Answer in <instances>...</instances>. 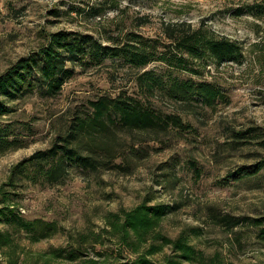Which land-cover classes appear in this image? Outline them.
Listing matches in <instances>:
<instances>
[{"label": "rangeland", "instance_id": "374dc122", "mask_svg": "<svg viewBox=\"0 0 264 264\" xmlns=\"http://www.w3.org/2000/svg\"><path fill=\"white\" fill-rule=\"evenodd\" d=\"M257 4L264 5V0H0V74L57 31L88 34L101 41L127 32L159 38L166 24L182 21L194 28L203 21L217 36L237 42L245 56L241 65L227 62L217 70L211 68L207 76L223 88L226 104L210 110L181 108L163 98L154 101L162 111L178 113L195 127L199 134L195 139L119 133L118 144L132 143L138 155L143 154L130 158L126 173L71 169L62 184L26 185L17 205L23 217L53 222L58 231L35 243L23 232L14 233L19 264H83L95 259L94 251L114 247L103 232L105 216L129 210L148 198H152L149 204L178 205L160 224V232L169 238L198 226L201 234L191 242L206 256L218 254L222 264H264V242L256 237V229L242 225L227 230L211 217L264 216V171L239 175L264 158L262 139L229 143L234 141L232 130L264 131V15L258 19L237 12ZM141 72L106 59L101 67L69 79L55 97L33 94L10 103L14 111L4 117L5 122L25 123L32 132H21V149L0 155V190L11 168L48 148L66 130L72 113L85 109L88 100L99 95L114 97L121 91L135 95L136 76ZM197 168L199 176L193 172ZM87 234L102 235L104 245H83L79 237ZM81 245L84 253L75 262L49 259L52 250Z\"/></svg>", "mask_w": 264, "mask_h": 264}, {"label": "trees", "instance_id": "16d2710c", "mask_svg": "<svg viewBox=\"0 0 264 264\" xmlns=\"http://www.w3.org/2000/svg\"><path fill=\"white\" fill-rule=\"evenodd\" d=\"M261 19L264 5L238 8ZM95 39L88 34L57 31L36 51L19 58L0 74V155L23 147L21 132L30 134L32 128L19 121L5 122L4 117L14 110L9 105L29 95L55 97L63 84L76 74L103 65L106 59L118 61L129 68L142 71L136 76V93L125 91L114 97L99 95L88 100L85 109L75 110L61 134L46 149L37 150L22 158L10 170L0 190V264H19L15 257L14 233L23 232L35 243L49 239L58 231L53 222L25 219L17 206L26 185L54 186L62 184L71 169L81 173L127 172L130 158H142L134 144H118L119 133L142 132L145 135L172 134L176 137H195L198 131L182 121L178 113H166L155 100L163 98L181 108L215 109L228 103V96L218 83L208 80L210 69L217 70L227 62L241 65L245 58L239 44L224 36H217L203 21L194 28L187 22L166 24L159 38L144 37L127 32L122 37L106 36ZM153 65L151 69H146ZM233 144L243 139H262L264 131L248 128L231 131ZM119 161V162H117ZM125 162V164H124ZM241 177L258 175L264 171V158ZM199 176L200 170L194 169ZM238 174V172H237ZM234 176V175H233ZM140 205L114 213L104 219L107 234L114 247L94 251L95 259L83 264H222L218 254L211 257L192 244L201 229H183L177 238H169L159 230L165 217L178 208L177 204ZM217 223L227 230L242 225L257 230L256 237L264 242V216L260 218L217 216ZM83 245H104L102 235L87 234L79 237ZM83 245L49 252V259L63 258L75 262L84 252ZM166 250L168 252H166ZM112 260V261H111ZM49 260H46V263ZM78 264V263H77Z\"/></svg>", "mask_w": 264, "mask_h": 264}]
</instances>
